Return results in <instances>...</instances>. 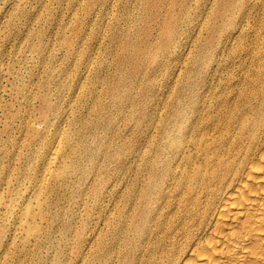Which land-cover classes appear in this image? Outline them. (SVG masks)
<instances>
[{"label": "bare ground", "instance_id": "1", "mask_svg": "<svg viewBox=\"0 0 264 264\" xmlns=\"http://www.w3.org/2000/svg\"><path fill=\"white\" fill-rule=\"evenodd\" d=\"M38 1L46 7L45 0ZM70 2L83 5L85 14L73 15L78 24L87 22L88 9L97 6L101 21L92 30L93 39L116 45L112 51L105 47L99 57L91 52L81 62L83 45L75 48L70 38L61 40L81 64L78 94L62 104L50 103L44 94L43 126L27 125L28 152L17 155V166H1L16 186L8 202L0 198V237L9 232L0 248L5 260L264 264V76L218 91L197 86L193 74L207 61L211 35L197 48L181 82L185 1L183 8L181 0ZM238 4L210 3L212 34L221 27L218 16ZM247 10L240 12L242 17ZM16 12L24 15L27 10ZM48 15L41 10L35 22ZM223 34L227 40L237 38L238 25ZM43 35L42 27L27 30L26 46L39 54L41 41L33 39ZM108 52L110 63L104 56ZM45 56L39 57L43 68L53 62L52 55ZM141 62L142 77L135 72L134 80L126 82L125 74L132 76ZM93 64L99 70L132 66L118 74L107 102L82 80ZM157 75L168 83L162 90ZM47 76L48 83L62 77L55 89L67 86L72 93L64 66L50 69ZM60 122L65 124L54 139L43 136Z\"/></svg>", "mask_w": 264, "mask_h": 264}, {"label": "rangeland", "instance_id": "2", "mask_svg": "<svg viewBox=\"0 0 264 264\" xmlns=\"http://www.w3.org/2000/svg\"><path fill=\"white\" fill-rule=\"evenodd\" d=\"M183 1L187 3V9L181 12V82L192 67L197 48L205 45L207 38L211 35L213 40L207 49V61L202 65L201 70L196 67L193 74L194 80L199 83L197 86L211 85L218 91L230 84H247L254 76H264V0H239V4L233 6L226 15L218 16L216 22L221 27L213 34L209 31L207 20L211 16L208 12L209 5L212 1L219 0H181V8H183ZM44 3L46 7L38 0H0V167L2 165L17 166L19 163L17 155L28 152L25 140L31 137L27 134L30 132V130L26 131L27 125H31V129L43 126L40 112L44 94L49 96L50 103L58 104H62L64 100L70 102L69 100L78 94L75 90L78 88V81H81L78 79L82 75L78 70L81 64H78L77 59L73 60L70 55L71 49L66 44H62L61 40L70 38L75 48L80 47V44L83 45V51L79 56L81 62L91 52H95L99 57V52H102L105 47L112 51L116 45L113 41L108 44L103 41L101 45L102 41L97 40L95 36V41L93 39L92 30L101 21L97 6L88 9L87 22L78 24L77 22L80 21H75L73 15L77 13L80 17L85 14L83 5L71 2L68 5L67 0H45ZM18 8L27 10V13L24 15L14 13ZM246 8H248L247 14L242 17L240 12ZM41 10L44 15L48 13L49 15L44 16L41 21L37 19L38 23H36L35 15ZM11 16H14L13 20L8 24ZM237 25L240 30L239 36L227 40L223 33L234 30ZM41 27L44 35L33 39L38 44L41 41L42 51L38 54L36 50L32 51L26 46L24 39L27 30H37ZM79 34H82L84 38L80 39ZM143 34L141 29L137 36L141 38ZM108 54L104 56L110 63L111 55L109 52ZM43 55H46V58H51L52 55L51 66L43 68L42 61L39 59ZM144 64L141 62L134 65L132 76L125 74L126 82L134 80L135 72L141 78L145 72ZM59 66H64L70 72L66 82L71 84L69 87H72V93L67 86L55 89L60 85L59 81L63 80L60 76H55L52 82L45 81L49 70ZM131 67L130 65L129 70L116 67L108 69L104 67L99 70L95 69L93 64L87 77L82 80H85V85L89 89L100 93L102 102H107L109 97L106 93L118 74L130 72ZM156 79L160 80L158 84L161 90L168 84L160 75H157ZM143 80L147 82V77ZM42 81L43 85H41ZM20 84L24 85L23 89L20 88L22 87ZM84 91L85 89L82 88L81 93ZM64 124L65 122H60L55 126H49L43 132V136L54 139ZM10 140H13V145L9 143ZM9 178L7 168L1 167L0 198L3 202L9 201L10 190L16 187ZM2 207L1 210H3ZM6 233L2 236L3 239L0 237V248L5 245L3 243L5 241L2 240L9 236V232ZM11 247L14 248L13 244ZM4 253L5 251L0 249V264H15V261H6ZM3 260L6 262L3 263Z\"/></svg>", "mask_w": 264, "mask_h": 264}]
</instances>
